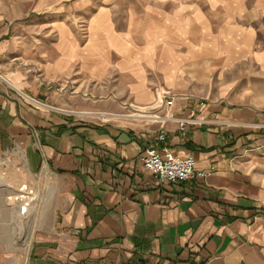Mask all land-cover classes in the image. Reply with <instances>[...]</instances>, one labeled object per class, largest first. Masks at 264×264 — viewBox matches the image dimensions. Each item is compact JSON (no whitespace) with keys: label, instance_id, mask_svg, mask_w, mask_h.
Instances as JSON below:
<instances>
[{"label":"crops","instance_id":"0c3cea01","mask_svg":"<svg viewBox=\"0 0 264 264\" xmlns=\"http://www.w3.org/2000/svg\"><path fill=\"white\" fill-rule=\"evenodd\" d=\"M37 9L47 14L43 45L0 39L12 86L0 80V191L49 193L37 190L27 208L24 257L5 254L13 246L0 210V264H264V109L229 94L238 74L245 89L254 74L264 80V0H42ZM13 86L76 112L142 109L168 91L169 114L209 122L184 132L170 122L162 144L157 125L32 109ZM149 147L192 156L194 177L162 183L141 162Z\"/></svg>","mask_w":264,"mask_h":264},{"label":"rangeland","instance_id":"374dc122","mask_svg":"<svg viewBox=\"0 0 264 264\" xmlns=\"http://www.w3.org/2000/svg\"><path fill=\"white\" fill-rule=\"evenodd\" d=\"M42 0H0V39L7 40L12 38L18 46H25L31 50H36L37 45H43L42 43H38L37 39L39 35L44 34L47 32L45 26H43V22L41 23L43 18L47 16L45 11H39L37 9L38 3ZM229 78H233V75H227ZM237 78H239L240 82V89L232 90L229 92L232 93L231 96L237 97L239 102H243L246 96H250L254 103H256L260 108L264 109V80L261 77L257 76V74L253 75V82H252V89H245L244 82H245V75L238 74ZM0 80L4 83H8L5 77L0 74ZM238 80V81H239ZM11 86V84H7ZM12 87V86H11ZM14 87V86H13ZM13 90L18 94L19 100L23 103L27 104L32 109H51L61 112L63 114H72L77 115L85 119V121H94L99 124H106V123H123V124H135V123H144V124H152L157 125L158 130L160 127L159 120L155 119H143L135 117V114L141 113L143 111L147 112L150 116H159L163 119L166 115L172 116L169 114L173 107L175 97L172 93L168 91L156 92L155 94V101L151 106L146 108H139L133 107L130 104H123L121 105L120 112H107V111H93V112H76L71 111L68 109H57L48 105L45 101L35 98L24 91L18 90L17 88H13ZM228 93V91H222V93ZM166 95V99L169 98L173 101V107L171 109L166 108L163 105V95ZM225 93L223 95H225ZM27 98H26V97ZM162 98V101H161ZM92 119V120H89ZM205 121V125L208 124L209 121L205 119H200ZM217 124V123H216ZM225 124L226 123H222ZM241 125V124H240ZM260 124H258L259 126ZM245 126V124L241 125ZM264 127V124L260 125ZM166 129V127H165ZM158 134V131H157ZM39 188V187H38ZM27 189L33 191V196L37 194V190L40 194L48 195L49 187H42L37 189L28 186ZM20 191L14 190L13 194L8 193V191H0V198H7L9 197L11 205H18L23 208L25 206L21 203L16 201V197L20 195ZM5 200V199H4ZM3 200V201H4ZM36 201H33L31 205H34ZM4 205V207H3ZM33 206H31L32 208ZM10 206H7L5 201H0V210L6 213V231L9 233L8 236L11 240V245L13 246L12 249L5 250V254L12 255V257H19L25 256L28 252L27 245L29 244L30 234H31V225L26 221L24 224H18L16 222L14 213L11 210ZM27 209V208H25ZM30 225V226H29Z\"/></svg>","mask_w":264,"mask_h":264},{"label":"built area","instance_id":"2783aa9c","mask_svg":"<svg viewBox=\"0 0 264 264\" xmlns=\"http://www.w3.org/2000/svg\"><path fill=\"white\" fill-rule=\"evenodd\" d=\"M166 95H168V93H165L162 97L164 100L163 105L166 108L171 109L173 107V101L171 98L167 100ZM151 119L159 120L160 122L157 139L158 142L162 144L167 140L165 127L170 122L175 123L180 132H184L189 126H202L206 123L203 120L196 119L193 114H191L188 118H178L166 115L163 119L154 115V118ZM141 162L146 171L157 177L159 181L165 184L186 182L191 180L195 175L193 169V157L186 156L184 158H180L168 148L158 149L156 147H149L142 153ZM196 175L198 177L206 176L203 172L197 173ZM27 187L28 186L26 185L21 186L19 189L20 195L16 197V200L21 202L25 208H29L33 202V191L27 189Z\"/></svg>","mask_w":264,"mask_h":264},{"label":"bare ground","instance_id":"6f19581e","mask_svg":"<svg viewBox=\"0 0 264 264\" xmlns=\"http://www.w3.org/2000/svg\"><path fill=\"white\" fill-rule=\"evenodd\" d=\"M135 117L143 118V119L154 118V116L148 115V113L145 111L135 114ZM8 201H9V198L6 199L7 206H10L12 208L11 210L14 213L16 222L18 224H21V225L24 224L34 214V211H32L30 209H25V208L18 206V205H11L12 203H10Z\"/></svg>","mask_w":264,"mask_h":264}]
</instances>
